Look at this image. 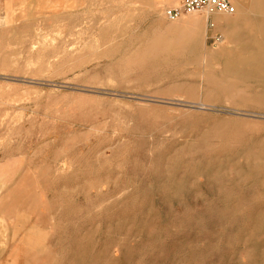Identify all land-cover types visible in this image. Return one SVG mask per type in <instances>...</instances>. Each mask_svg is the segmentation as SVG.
Segmentation results:
<instances>
[{
    "label": "rangeland",
    "instance_id": "obj_1",
    "mask_svg": "<svg viewBox=\"0 0 264 264\" xmlns=\"http://www.w3.org/2000/svg\"><path fill=\"white\" fill-rule=\"evenodd\" d=\"M179 2L0 0L3 264H264V37Z\"/></svg>",
    "mask_w": 264,
    "mask_h": 264
},
{
    "label": "crops",
    "instance_id": "obj_2",
    "mask_svg": "<svg viewBox=\"0 0 264 264\" xmlns=\"http://www.w3.org/2000/svg\"><path fill=\"white\" fill-rule=\"evenodd\" d=\"M230 1L235 7V12L232 15L220 14V18L227 17L228 22L237 24L239 28L240 27L259 28L262 30L259 33V35L264 37V0H230ZM17 183L18 182H12L11 184L5 187L3 179H0V199H2L4 195L8 193V190L17 187L18 186ZM10 186L11 188H9ZM16 219L17 217L14 216L5 217L3 209L0 206V245L3 244V241L1 239L4 231L3 222L5 220L14 222L16 221ZM0 252H2V249H0ZM0 264H3L2 260H0Z\"/></svg>",
    "mask_w": 264,
    "mask_h": 264
},
{
    "label": "built area",
    "instance_id": "obj_3",
    "mask_svg": "<svg viewBox=\"0 0 264 264\" xmlns=\"http://www.w3.org/2000/svg\"><path fill=\"white\" fill-rule=\"evenodd\" d=\"M235 7L230 0H180L172 7L165 9L164 14L168 21H174L190 13H200L206 16L214 14L232 15Z\"/></svg>",
    "mask_w": 264,
    "mask_h": 264
},
{
    "label": "bare ground",
    "instance_id": "obj_4",
    "mask_svg": "<svg viewBox=\"0 0 264 264\" xmlns=\"http://www.w3.org/2000/svg\"><path fill=\"white\" fill-rule=\"evenodd\" d=\"M183 16H185V17L182 19L181 23H179L182 30H191L192 32H194V35H195L194 38H196L194 40L195 43H197L199 37L200 38L202 37V39H203V35L205 34V32L199 31V28H200L201 24H205V22L208 19V16H206L205 14H200V13H190V14H185ZM212 20L218 22L217 24H215L217 26L222 21L227 22V17L220 18V14H214L212 17ZM232 24L234 25L235 23H232ZM228 28H230V29L234 28V29L229 30ZM250 29H255L256 31H260V32L262 31L259 28H250ZM235 31H236L235 27H231V26L228 27V25H227L222 31L224 39H227V37H229L230 34L235 33Z\"/></svg>",
    "mask_w": 264,
    "mask_h": 264
}]
</instances>
